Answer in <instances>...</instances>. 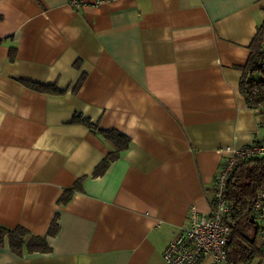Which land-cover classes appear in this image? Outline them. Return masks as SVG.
Instances as JSON below:
<instances>
[{
	"label": "crops",
	"instance_id": "1",
	"mask_svg": "<svg viewBox=\"0 0 264 264\" xmlns=\"http://www.w3.org/2000/svg\"><path fill=\"white\" fill-rule=\"evenodd\" d=\"M82 1L0 0V225L50 248L5 239L0 264H167L189 208L212 210L221 150L264 142L238 86L264 0ZM101 130L131 141L94 176L116 148Z\"/></svg>",
	"mask_w": 264,
	"mask_h": 264
},
{
	"label": "trees",
	"instance_id": "2",
	"mask_svg": "<svg viewBox=\"0 0 264 264\" xmlns=\"http://www.w3.org/2000/svg\"><path fill=\"white\" fill-rule=\"evenodd\" d=\"M250 53L245 64L240 68L242 75L239 80V92L251 107L264 111V22L256 30V34L249 45ZM14 55V48L10 51ZM81 78L77 86L81 83ZM28 85L36 90L57 92L54 87L35 83ZM89 126L92 124L85 121ZM94 128V127H93ZM101 136L109 140L116 148L108 153L95 167L93 175L104 172L109 163L116 159L122 150L130 144V138L114 130H101ZM81 179L77 180L71 188L65 189L59 197L58 203H67L74 191L79 190ZM264 190V156L248 160L237 161L225 186V196L233 208L234 218L231 227L227 253L230 261L234 263H251L262 257L258 247V226L251 222V204L255 195ZM56 232V223L53 221L46 235ZM6 239L9 249L16 255L28 252H47L50 250L46 236L31 234L25 227L16 226L8 228L0 225V245Z\"/></svg>",
	"mask_w": 264,
	"mask_h": 264
},
{
	"label": "built area",
	"instance_id": "3",
	"mask_svg": "<svg viewBox=\"0 0 264 264\" xmlns=\"http://www.w3.org/2000/svg\"><path fill=\"white\" fill-rule=\"evenodd\" d=\"M100 1L96 0V3ZM82 4V0H69L73 8ZM221 152L223 158L212 181V210L204 214L194 206L189 208L186 223L179 227L163 250L167 264H199L203 260L210 261V264H245L234 263L228 258L227 243L234 213L225 196V186L237 161L264 156V142H253L239 148L226 146ZM251 213L257 222L259 248L264 254V190L255 195Z\"/></svg>",
	"mask_w": 264,
	"mask_h": 264
},
{
	"label": "water",
	"instance_id": "4",
	"mask_svg": "<svg viewBox=\"0 0 264 264\" xmlns=\"http://www.w3.org/2000/svg\"><path fill=\"white\" fill-rule=\"evenodd\" d=\"M251 222H254V219H251Z\"/></svg>",
	"mask_w": 264,
	"mask_h": 264
}]
</instances>
